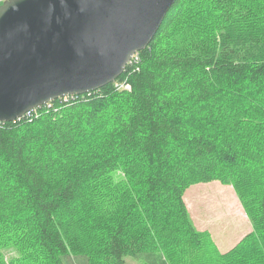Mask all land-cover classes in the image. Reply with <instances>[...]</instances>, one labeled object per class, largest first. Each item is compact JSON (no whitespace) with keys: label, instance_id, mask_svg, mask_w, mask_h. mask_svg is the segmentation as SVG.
Returning a JSON list of instances; mask_svg holds the SVG:
<instances>
[{"label":"trees","instance_id":"obj_1","mask_svg":"<svg viewBox=\"0 0 264 264\" xmlns=\"http://www.w3.org/2000/svg\"><path fill=\"white\" fill-rule=\"evenodd\" d=\"M137 55L98 89L0 122V264H264V0H176ZM118 167L124 195L106 181ZM247 175L254 233L218 254L183 194ZM83 193L96 225L74 217Z\"/></svg>","mask_w":264,"mask_h":264},{"label":"water","instance_id":"obj_2","mask_svg":"<svg viewBox=\"0 0 264 264\" xmlns=\"http://www.w3.org/2000/svg\"><path fill=\"white\" fill-rule=\"evenodd\" d=\"M176 0H3L0 122L112 82Z\"/></svg>","mask_w":264,"mask_h":264},{"label":"rangeland","instance_id":"obj_3","mask_svg":"<svg viewBox=\"0 0 264 264\" xmlns=\"http://www.w3.org/2000/svg\"><path fill=\"white\" fill-rule=\"evenodd\" d=\"M254 165L248 164V173H251ZM215 171L214 167H212ZM106 181L114 183V188L119 189L129 183L124 170L118 167L106 176ZM248 175L239 181L238 188L232 181H222L219 178L200 180L193 182L184 192L183 198L189 213L193 228L204 235V246L211 244L218 254H225L235 245L240 244L244 238L254 233V223L249 217L244 199L239 194V188L245 187L249 181ZM128 188L119 189L124 195ZM113 193L116 192L112 189ZM83 193L77 200V205L72 211L74 217H80L85 223L96 225L97 214L93 213L84 202ZM97 195V194H96ZM110 204V200H107ZM76 211V212H75ZM4 259L7 263L10 260L21 258V252L16 245H8L2 249ZM165 253L171 258L172 264H198L201 260V253L190 252L182 256L172 251ZM128 264H142L131 258L126 259Z\"/></svg>","mask_w":264,"mask_h":264},{"label":"built area","instance_id":"obj_4","mask_svg":"<svg viewBox=\"0 0 264 264\" xmlns=\"http://www.w3.org/2000/svg\"><path fill=\"white\" fill-rule=\"evenodd\" d=\"M3 0H0V3H2ZM138 58V55H137V52L133 55V57L131 58V60L129 62H132L134 59H137ZM129 85L126 84V87H128ZM28 112V111H27Z\"/></svg>","mask_w":264,"mask_h":264}]
</instances>
